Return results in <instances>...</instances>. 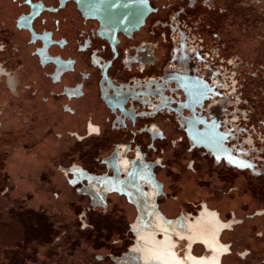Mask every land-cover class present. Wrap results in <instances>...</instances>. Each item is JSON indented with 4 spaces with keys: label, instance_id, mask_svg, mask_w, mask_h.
Returning a JSON list of instances; mask_svg holds the SVG:
<instances>
[{
    "label": "flooded vegetation",
    "instance_id": "flooded-vegetation-1",
    "mask_svg": "<svg viewBox=\"0 0 264 264\" xmlns=\"http://www.w3.org/2000/svg\"><path fill=\"white\" fill-rule=\"evenodd\" d=\"M18 153L71 264H264V0H0V198Z\"/></svg>",
    "mask_w": 264,
    "mask_h": 264
},
{
    "label": "water",
    "instance_id": "water-1",
    "mask_svg": "<svg viewBox=\"0 0 264 264\" xmlns=\"http://www.w3.org/2000/svg\"><path fill=\"white\" fill-rule=\"evenodd\" d=\"M46 159L45 154L33 153L32 156H29L18 153L12 156L7 162L6 173L14 179L16 185L10 187L12 191L9 192L7 197L0 198V209L2 213L0 217V244L5 245V243H9L13 238H20V240L26 239V241L31 242L33 245L32 249L34 251L38 250V253L37 256L31 255L29 257L30 263L28 262L27 264L78 263V258L68 252L69 248H71L70 245L64 244L63 240L59 243L60 246L56 245V242H51L56 238L54 231L52 232L51 230L49 237L46 239L47 243L43 242L45 240L42 239L41 234H32L33 236H31V233L28 231L30 226L31 230H33V217H38L35 213L36 211L44 210L47 213L51 211L56 212L59 206H62L60 203L53 202V206L51 202L48 203L47 199L50 200L51 194L53 193L52 187L49 188L44 197L37 192L36 182L39 183L37 179L40 177L41 169ZM17 168L20 169L19 173L24 174L23 177L16 174ZM34 193H37L38 197L33 202L28 201L29 195H34ZM48 195L49 197H47ZM42 198L46 201L42 204L46 205V208H43L41 205ZM31 209H34L33 211L35 212H31ZM34 219L36 221L38 220L36 218ZM51 219L55 223L54 226L56 228L59 225L58 222L66 223L69 220V218L54 217L53 214ZM36 221L34 222L36 223ZM49 239L51 241H48ZM54 244L55 246H53ZM90 250L87 249L85 254L91 253Z\"/></svg>",
    "mask_w": 264,
    "mask_h": 264
}]
</instances>
